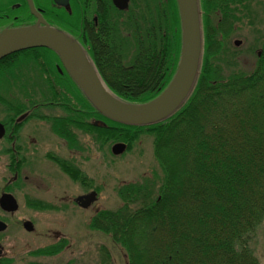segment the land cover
I'll use <instances>...</instances> for the list:
<instances>
[{"label":"trees","instance_id":"obj_1","mask_svg":"<svg viewBox=\"0 0 264 264\" xmlns=\"http://www.w3.org/2000/svg\"><path fill=\"white\" fill-rule=\"evenodd\" d=\"M247 2L202 0L203 52L195 84L177 110L149 124L121 123L101 114L67 73L58 72L53 55L36 53L50 49H27L3 58L29 52L21 69H10L29 74L37 66L43 78L54 77L59 87L18 90L11 82L14 72L2 68L0 107L24 108L18 107L21 101L41 96L67 103L68 115L58 117L56 130L69 143H76L72 127L83 128L102 143L124 141L128 147L140 133L154 134L162 183L158 188L144 182L122 185V204L99 211L91 221V227L109 234L125 250L127 264H260L248 238L264 221V52L248 73L218 63L225 56L219 52L222 38L238 15L249 11ZM1 8L0 3V16L5 10ZM55 12L59 13L55 24L66 31L82 20L78 10ZM107 16L104 46L91 45L99 70L120 98L149 101L167 86L179 62L182 32L177 2L135 0L125 12L109 8ZM98 119L104 123L97 124ZM248 149L261 150L260 157L246 156ZM57 162L73 180L84 183L85 176L71 162L60 158ZM192 185L195 191L188 196ZM29 204L52 207L38 199ZM63 243L32 253L52 255ZM102 251L108 262V249L104 246ZM10 263L0 257V264Z\"/></svg>","mask_w":264,"mask_h":264},{"label":"rangeland","instance_id":"obj_2","mask_svg":"<svg viewBox=\"0 0 264 264\" xmlns=\"http://www.w3.org/2000/svg\"><path fill=\"white\" fill-rule=\"evenodd\" d=\"M13 1L16 0H0L1 9ZM248 5L249 11L238 15L237 23L230 28L227 37L223 36V45L221 49L219 47V52L225 56L221 55L218 63L234 72L253 71L258 52H264V0H251ZM236 39L240 40L238 46L234 45ZM44 111V114L51 116L68 115L62 107ZM48 121L39 120L40 127L35 129L32 137L39 142L32 143L28 152L23 154L26 161L23 160L18 171L17 183H10L13 172L6 165L7 156H0V194L6 189L16 196L19 203L18 210L13 213L0 209V219L8 224L7 229L0 232L3 257L11 259L10 264H127L125 250L114 243L109 234L91 227V221L99 211L115 210L122 204L119 195L122 185L144 182L158 188L162 183L163 172L154 154V134L140 133L124 154L116 156L111 152L114 142L102 143L83 128L82 131L77 128L79 139L71 144L58 136ZM32 138L25 137V140L30 143L34 140ZM231 147L237 148L236 145ZM260 152L257 150L254 153L248 149L246 156H258ZM59 158L76 166L86 178L84 183L73 180L58 164ZM220 158L223 159L222 156ZM25 176H28L27 180ZM92 190L97 191V200L88 208L79 206L78 197ZM191 190L187 192L188 196L195 191L193 185ZM37 199L52 207L41 208L29 204ZM26 220L33 223L32 231L24 227ZM165 228H169V222ZM63 240L62 249L55 254L32 253ZM248 240L259 263L264 264V221ZM104 246L110 254L108 262H105L107 260L102 251Z\"/></svg>","mask_w":264,"mask_h":264},{"label":"water","instance_id":"obj_3","mask_svg":"<svg viewBox=\"0 0 264 264\" xmlns=\"http://www.w3.org/2000/svg\"><path fill=\"white\" fill-rule=\"evenodd\" d=\"M54 1L59 5L68 4V0ZM176 1L182 27L181 55L178 67L166 88L147 102H128L113 94L80 43L69 34L48 23L35 8L32 0H28V2L31 12L38 18L37 22L32 25L3 28L0 31V59L13 52L32 47L51 48L58 53L66 71L104 116L126 124L153 123L172 114L186 100L199 72L202 34L198 0ZM114 3L120 8H125L128 5V0H114ZM236 43L239 44V41ZM2 130H4L3 125L0 123V131L2 132ZM126 148L125 142H116L112 146V152L119 155ZM96 199L97 192L93 190L80 196L78 202L80 206L87 208ZM0 207L7 212H15L19 204L12 193L4 192L0 197ZM24 227L29 231L34 229L30 220L24 222ZM6 228L7 224L0 220V231Z\"/></svg>","mask_w":264,"mask_h":264},{"label":"flooded vegetation","instance_id":"obj_4","mask_svg":"<svg viewBox=\"0 0 264 264\" xmlns=\"http://www.w3.org/2000/svg\"><path fill=\"white\" fill-rule=\"evenodd\" d=\"M250 1L251 0H248L249 4ZM133 2H135V0H128L127 8H120L114 3V0H69L67 7H65L55 4L54 0H33L35 7L42 14L43 18L49 23L53 24H55L54 20L58 19L54 16L59 17V13H56L55 11H67V13L69 14L75 13L76 10L80 11V13L82 14V20L79 23V26L69 25L67 29L70 33H72L81 42L84 43L89 57L92 59L98 70L99 67L94 58L96 56L95 51L93 49V51L91 50V48L93 47H91V45H93V42H99L101 46H104L103 39L104 32L106 30L108 9L113 8L114 10L125 12L130 9L131 6H133ZM37 20V16L30 11L29 3L27 0H16L11 2V4L8 5L1 14L0 29L6 26L35 23L37 22ZM236 40H234V45H236ZM262 52L263 50L259 51L258 56H260ZM36 53L42 55H53L55 58L53 59L55 61V67L58 72L62 75L67 73L63 68L57 54L53 51ZM28 54L29 52L17 53L12 56L13 58H9L6 60L1 59L0 69L2 70V68L6 67L7 69L18 68L21 63L27 62V60L29 59ZM36 67H34V72L31 71V73L29 74L23 70H16L14 72V75L12 74L14 80L11 81L14 87L18 90H51L59 87L57 79L52 76V78H47L49 77V75L45 74H43V78V76L41 75V71ZM11 69L9 72L12 71ZM24 80L30 81L23 82ZM21 105L24 106V108L17 109L15 107L12 108V106L0 107V113L2 114V117L0 116V123L3 125L4 129L2 130V132L0 131V156L4 155L8 158L6 165L10 169V171L13 172L10 183L18 182V171L20 170L22 163L26 161L24 160L25 158H23V154H26L28 152L32 143L39 142L36 137L32 138L35 135V129L40 127L39 120L48 119L52 130L58 136H61L56 130L59 127L58 117H60V115L58 116V114H56V116H51L48 114H44V110L47 108H50L51 110H58L59 107H62L63 111H67V109L65 108L68 107L67 103L65 102L60 105L59 103L53 102V100H45L42 96L34 101L25 99L20 102V105L18 107H21ZM18 112L20 113L18 114ZM86 121L87 120H85L84 122ZM31 125L32 128H30ZM72 129L73 134H75V140L77 142V139H79V136L77 135V127H72ZM79 129L80 131L83 130L81 129V127ZM28 133L30 134V136ZM25 137L27 139L32 138L34 140H31L30 143H28L25 140ZM62 138L65 141L69 142L67 136H62ZM53 160L55 159L53 158ZM24 179L27 180L28 176H25Z\"/></svg>","mask_w":264,"mask_h":264},{"label":"bare ground","instance_id":"obj_5","mask_svg":"<svg viewBox=\"0 0 264 264\" xmlns=\"http://www.w3.org/2000/svg\"><path fill=\"white\" fill-rule=\"evenodd\" d=\"M72 43V42H71ZM73 45V44H72ZM74 46V45H73Z\"/></svg>","mask_w":264,"mask_h":264}]
</instances>
